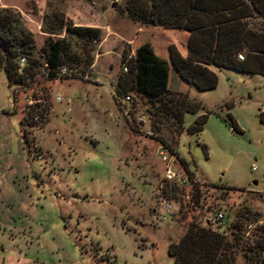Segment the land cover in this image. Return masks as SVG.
I'll return each instance as SVG.
<instances>
[{"label":"rangeland","instance_id":"1","mask_svg":"<svg viewBox=\"0 0 264 264\" xmlns=\"http://www.w3.org/2000/svg\"><path fill=\"white\" fill-rule=\"evenodd\" d=\"M124 2H51L72 29L98 31L88 37L91 53L88 43L68 41L74 56L91 57L84 73L50 79L42 68L9 87L0 70V264H173L168 246L189 222L205 226L218 211L226 214L218 233L235 223L244 242L261 233L264 76L221 70L214 89L191 87L189 100L203 109L185 114L182 134L173 135L148 102L128 92L132 101L123 105L117 96L124 55L141 30L121 13ZM4 8L41 47L47 0H0ZM228 115L241 133L231 131ZM201 116L205 124L192 133ZM161 144L177 152L178 174L200 182L195 207L163 181Z\"/></svg>","mask_w":264,"mask_h":264},{"label":"trees","instance_id":"2","mask_svg":"<svg viewBox=\"0 0 264 264\" xmlns=\"http://www.w3.org/2000/svg\"><path fill=\"white\" fill-rule=\"evenodd\" d=\"M52 1L47 0L50 10L41 28L48 36L39 48L20 16L0 9V70L9 87L21 85L42 68L50 79H56L63 69L67 76L72 69L82 67L84 73L91 66V57L83 54L82 60L74 56L68 41L88 43L91 53L95 43L88 37L98 31L72 29L62 14L51 9ZM120 11L141 30L124 55L127 74L116 85L117 96L132 92L148 102L149 113L168 123L177 137L183 131L184 115L203 109L189 100L191 87L199 91L214 89L215 72L221 70L264 76V0H125ZM61 34L62 39L52 37ZM81 51H85L84 46ZM129 53L131 60H127ZM206 119L197 118L189 130L201 131ZM227 122L232 132L241 133L232 116L228 115ZM197 201L198 197L195 205ZM243 231L236 223L218 233L189 222L179 241L168 246V256L173 264H261L264 226L258 236L246 242L243 237L247 233Z\"/></svg>","mask_w":264,"mask_h":264},{"label":"built area","instance_id":"3","mask_svg":"<svg viewBox=\"0 0 264 264\" xmlns=\"http://www.w3.org/2000/svg\"><path fill=\"white\" fill-rule=\"evenodd\" d=\"M240 60H243L242 56H238ZM127 60H131V55L127 56ZM25 63V60H20L21 66H23ZM123 72L126 73L127 69L124 67ZM67 71L65 69L61 70V74H66ZM121 103L124 104H130L131 98L129 95H125L124 97L120 98ZM57 101L60 102L61 98L58 97ZM66 104H69L70 101L66 100ZM157 157L160 160L161 164L163 165V181L166 184H173L175 185L181 193H183V196L185 200L187 201V205L190 207H195V200L198 197V191L195 190L196 187H199L200 182L195 177V175L191 174L190 172L185 171L182 175L178 174L174 167L175 165L178 166L179 169H181L182 165L179 164L178 161V154L177 152L167 146V145H159L157 148ZM178 162V163H177ZM252 172H256V167L253 166L251 168ZM171 207L168 204L164 205V210L167 214L170 213ZM226 214L224 212L218 211L212 214L209 218L205 220V226H207L212 232H217V227L219 224H221L225 220ZM250 228H247L249 230ZM261 264H264V254L262 256Z\"/></svg>","mask_w":264,"mask_h":264},{"label":"water","instance_id":"4","mask_svg":"<svg viewBox=\"0 0 264 264\" xmlns=\"http://www.w3.org/2000/svg\"><path fill=\"white\" fill-rule=\"evenodd\" d=\"M222 200H224V196H222Z\"/></svg>","mask_w":264,"mask_h":264},{"label":"crops","instance_id":"5","mask_svg":"<svg viewBox=\"0 0 264 264\" xmlns=\"http://www.w3.org/2000/svg\"><path fill=\"white\" fill-rule=\"evenodd\" d=\"M141 29V28H140Z\"/></svg>","mask_w":264,"mask_h":264}]
</instances>
